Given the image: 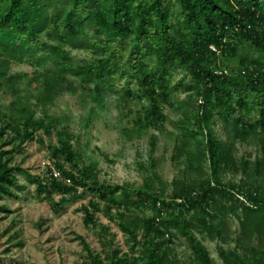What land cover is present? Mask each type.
<instances>
[{"label": "trees", "instance_id": "1", "mask_svg": "<svg viewBox=\"0 0 264 264\" xmlns=\"http://www.w3.org/2000/svg\"><path fill=\"white\" fill-rule=\"evenodd\" d=\"M74 50L90 53L91 61H75ZM219 56L238 59L240 73L220 72ZM13 63L36 68L30 82H41L37 101L45 106L64 93L90 87L93 100L102 101L105 90L117 93L115 86L126 80L124 94H117L121 100L146 97L150 103L146 118L156 128L164 126L162 106L171 102L172 93L184 90L197 97L195 107L186 100L176 105L184 117L177 124L178 135L171 134L173 160L185 159L189 171L196 174L209 161L212 175L205 180L174 181V191L165 200L141 189L132 193L120 186L88 185L90 171L79 169L67 145L52 150L55 167L71 185L44 181L20 166L12 167V158H6L10 153L0 148V200L23 190L19 181L23 175L48 198L60 193L75 200L79 188H84L108 211L151 210L152 218L120 224L133 242V255L119 257L116 252L114 264H166L165 236L174 237L173 230L187 240L199 264H215L193 232L226 242V217L235 214L246 256L251 255L252 264H264V191L224 185L220 178L222 172L237 166L238 141L260 144L262 158L255 162L254 171L264 177V0H0V91L4 87L14 91L21 78L10 74ZM178 70L189 74L184 87L172 81ZM133 82L138 89L130 88ZM22 114L9 118L0 111L1 138L10 130L22 141L33 140L44 125L36 121L34 111L23 109ZM214 118L225 124L228 140L211 129ZM61 157L73 170L65 169ZM242 168L247 171L248 163H242ZM119 193L122 196L117 198ZM82 210L85 225H96L99 204ZM176 211L181 218H176ZM139 229L144 232L142 240ZM253 239L258 247L250 246ZM81 241L91 254L89 244ZM137 246L142 248L141 257L134 255ZM221 257L225 264H233L225 252Z\"/></svg>", "mask_w": 264, "mask_h": 264}, {"label": "rangeland", "instance_id": "2", "mask_svg": "<svg viewBox=\"0 0 264 264\" xmlns=\"http://www.w3.org/2000/svg\"><path fill=\"white\" fill-rule=\"evenodd\" d=\"M72 56L78 62L92 59V55L83 50H74ZM217 65L220 72L239 74L241 71L238 59L227 60L219 56ZM35 71L36 68L28 63L11 64L10 74L21 75L15 86L16 93L7 87L0 91V111L9 118H19L23 109H30L35 112L36 121L44 125L34 134L33 140L22 141L10 130L0 137L1 151L10 153L6 158H12V167L20 166L32 176L48 181L50 172L57 170L52 149L67 145L75 154L79 169L90 171L88 185L96 182L120 186L132 193L141 189L169 200L174 191V181L211 179L209 161L204 163L202 173L196 174L189 171L185 159L173 160L175 142L171 134L178 135L177 124L184 117L176 105L186 100L195 107L197 97L191 98L184 90L172 93L171 102L162 106L164 126L156 128L146 118L150 106L146 97L121 100L122 89L128 87L126 80L114 88L120 94L105 90L100 96L102 101L93 100L90 92L94 88L90 87L80 88L75 94L64 93L52 105L45 106L37 101L41 82H30L36 77ZM189 79L185 70H178L172 81L184 87ZM130 88L138 89L134 82ZM224 127L222 121L213 119L211 129L226 141L229 135ZM3 128L4 124H0V131ZM236 147L237 166L221 173L222 184L245 186L262 193L264 177L254 171L255 162L262 158L260 144L257 141H238ZM245 162L248 163L247 171L242 168ZM60 163H64V157L60 158ZM64 165L66 170H73L69 164ZM74 173L79 174L78 171ZM19 181L23 190H15L14 196L0 200V264H95L96 261L98 264H114L116 252H119V257L133 255V242L122 232L120 224L154 216L149 209L126 211L112 208L108 211L104 202L98 201L84 188H79V198L75 200L60 193L48 198L45 194L40 195L35 185L28 184L23 175L19 176ZM120 196L121 193L116 197ZM91 203L99 204L100 210L96 213V225L87 226L82 209ZM181 217L182 213L176 211V218ZM164 219H167L166 215ZM226 220L229 226L226 232L229 240L226 242L211 239L197 231L193 234L208 250L215 264H225L222 252L230 257L233 264H252L251 255L246 256L247 249L239 241L242 228L237 216L229 214ZM172 233L174 237L165 236L168 248L166 264H199L187 240L174 230ZM143 235L139 229V239L142 240ZM81 238L89 244L91 254L84 248ZM250 246L258 247L259 243L253 239ZM134 255L141 257L142 248L137 246Z\"/></svg>", "mask_w": 264, "mask_h": 264}, {"label": "built area", "instance_id": "3", "mask_svg": "<svg viewBox=\"0 0 264 264\" xmlns=\"http://www.w3.org/2000/svg\"><path fill=\"white\" fill-rule=\"evenodd\" d=\"M215 50V49H214ZM49 179V181H53V180H56V181H60V182H63V183H65V184H67V185H71V180L70 179H64L63 177H62V174L58 171V170H56V169H53L51 172H50V175H49V177H48Z\"/></svg>", "mask_w": 264, "mask_h": 264}]
</instances>
